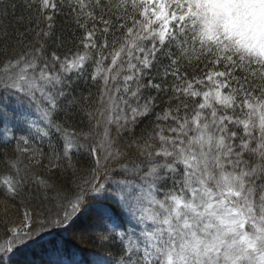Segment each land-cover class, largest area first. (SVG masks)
<instances>
[{"label":"snow or ice","instance_id":"snow-or-ice-1","mask_svg":"<svg viewBox=\"0 0 264 264\" xmlns=\"http://www.w3.org/2000/svg\"><path fill=\"white\" fill-rule=\"evenodd\" d=\"M0 148V264H264V0H0Z\"/></svg>","mask_w":264,"mask_h":264},{"label":"trees","instance_id":"trees-1","mask_svg":"<svg viewBox=\"0 0 264 264\" xmlns=\"http://www.w3.org/2000/svg\"><path fill=\"white\" fill-rule=\"evenodd\" d=\"M45 150L46 146H45ZM4 149L0 148V153ZM2 156H0V168H2ZM14 212V209H10ZM3 215V208L0 207V217ZM98 224L94 220L91 213H86L80 217L76 225L70 232H64L63 230H57L58 234H54L56 239H63L69 244L81 247L85 256L93 253L99 245ZM53 237L48 234L44 235V238L38 243L30 244L24 249L17 257L18 264H45L51 255L50 245L48 241Z\"/></svg>","mask_w":264,"mask_h":264}]
</instances>
